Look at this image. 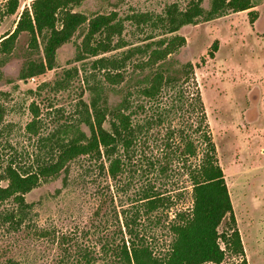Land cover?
I'll return each instance as SVG.
<instances>
[{
  "label": "rangeland",
  "instance_id": "374dc122",
  "mask_svg": "<svg viewBox=\"0 0 264 264\" xmlns=\"http://www.w3.org/2000/svg\"><path fill=\"white\" fill-rule=\"evenodd\" d=\"M32 1L19 0L17 12L10 15L8 0H0V42L15 30ZM190 1L87 0L74 12L89 17L116 13L124 25L121 40L113 38L111 52L81 58V32L58 50L56 68L39 79L19 78L31 53L27 33L19 36L10 56L0 55V177L9 166L34 170L48 156L49 137L67 139L77 129L87 132L82 120L93 102L114 111L124 109L126 99L129 108L124 112L147 128L128 154L120 148L123 167L116 178L108 173L105 158L82 157L70 165L65 182L44 183L26 196L31 208L20 226L4 220L17 209L15 202L0 203V264H123L117 254L125 242L129 246V220L155 253L164 255L173 240L170 227L176 215L193 207L190 170L202 158L204 133L224 171L247 263L264 264V0H253L250 10L181 29L187 45L173 59L191 62L193 71L190 79L164 89L156 100L139 93L148 72L137 64L146 55L135 53L124 60L131 49L154 48L161 39L159 30L137 28L131 15L163 14L174 3L185 9ZM204 7L209 8L207 2ZM124 61L123 68H116ZM177 67L169 65L167 71L174 73ZM117 72L123 73L122 82L107 78ZM201 112L205 123L197 132ZM35 116L36 132L30 126ZM188 140L196 155L186 152ZM149 187L163 199L152 213L144 200ZM227 225L225 220L220 232ZM241 261L227 253L222 264Z\"/></svg>",
  "mask_w": 264,
  "mask_h": 264
},
{
  "label": "trees",
  "instance_id": "16d2710c",
  "mask_svg": "<svg viewBox=\"0 0 264 264\" xmlns=\"http://www.w3.org/2000/svg\"><path fill=\"white\" fill-rule=\"evenodd\" d=\"M86 1L33 0L30 8L23 10L15 30L0 42V55L10 56L19 36L23 33L29 35L31 53L20 71L21 81L39 79L48 71L54 70L58 50L72 42L81 32L84 34L78 46L81 58L97 57L114 50L113 38L121 40L123 22L116 13L89 17L74 12V8L82 6ZM205 2L208 3V9L204 7ZM7 7L8 14H15L19 8V0H8ZM185 7L180 9L174 3L163 14L138 13L129 18L139 29L151 32L159 30L161 33L156 47L146 45L144 49H131L124 59L128 61L135 53L146 55L147 58L144 57L137 64L142 72H148L145 85L140 88L139 93L150 100H156L164 89L190 79L192 63H181L173 59L187 45L186 38L179 34L181 29L230 12L247 11L255 5L253 0H192ZM213 49L217 50V42L213 44ZM33 52H37L38 56L33 55ZM103 61L104 59H99L97 62ZM125 61L116 68H123L121 66ZM175 63L178 64L177 70L174 73L168 72L167 66ZM122 74H108L107 78L120 83L124 80ZM124 103L123 108L128 110L129 103L126 99ZM196 104L200 110L203 109L200 97L196 99ZM90 106L91 111L86 106L82 120L87 132L77 129L76 135L67 139L55 135L49 137L48 156L34 170L21 172L9 166L5 175L0 177V203L12 200L17 205L16 210L4 215V220L10 221L13 227L20 226L29 214L31 204L26 201V196L44 183L60 178L65 182L70 165L82 157L96 161L105 158L109 161L108 173L116 178L123 167L119 157L120 148L128 154L137 143L142 130H147L146 126L134 123L131 114H126L122 108L107 111L95 102ZM200 114L197 132H202L205 123L204 113ZM109 116L111 128L107 129L104 125ZM37 122L35 116L30 125L35 132ZM202 137L205 150L199 165L190 170L193 207L188 213L176 215L170 227L173 236L170 249L164 255H157L152 245L135 231L132 225L135 221L129 220L125 222L130 236L127 242L129 246L125 242L117 254L123 264H222L227 253L241 257V264H248L224 171L215 157V145L208 134L204 133ZM185 149L188 154L196 155L192 141H186ZM4 181L7 182L6 186L2 185ZM144 192L148 213L163 205V199L154 187H149ZM225 220H228L227 228L220 232ZM221 242L225 244V248Z\"/></svg>",
  "mask_w": 264,
  "mask_h": 264
}]
</instances>
